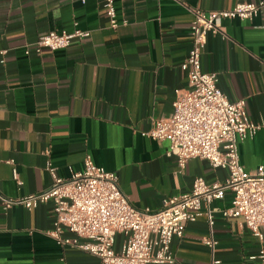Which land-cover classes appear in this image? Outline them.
<instances>
[{
  "label": "crops",
  "instance_id": "1",
  "mask_svg": "<svg viewBox=\"0 0 264 264\" xmlns=\"http://www.w3.org/2000/svg\"><path fill=\"white\" fill-rule=\"evenodd\" d=\"M257 1L116 0L120 24L113 28L104 0H0V194L45 190L52 184L49 161L67 178L84 169L86 155L118 173L139 209H159L165 198L189 193L197 177L225 181L228 170L207 159L191 158L181 167L167 154L169 141L146 132L153 121L172 116L176 90L188 88L181 65L193 43L189 7L219 10ZM75 28L90 36L36 51L40 35ZM222 28L208 35L202 70L216 72L229 99H246L250 118L264 123V12L251 20L224 19ZM239 154L250 172L264 166V127L239 144ZM232 198L228 191L212 202V227L204 204L184 235L173 238L175 264H252L249 257L264 247V238L242 218L222 214ZM55 219L51 202L5 208L0 197V264H102L60 245L50 234ZM211 233L214 251L204 243ZM124 239L117 235V251Z\"/></svg>",
  "mask_w": 264,
  "mask_h": 264
},
{
  "label": "built area",
  "instance_id": "2",
  "mask_svg": "<svg viewBox=\"0 0 264 264\" xmlns=\"http://www.w3.org/2000/svg\"><path fill=\"white\" fill-rule=\"evenodd\" d=\"M104 7L111 26L116 28L120 24L116 0H104ZM189 9L193 14V43L181 65L188 73V88L176 90L172 116L153 121L146 134L158 141L168 140L167 154L176 156L181 167L191 158L207 159L213 168L228 170L227 179L208 183L197 177L189 193L165 198L159 209H139L121 189L118 173L97 165L91 155H86L84 169L67 178L60 176L49 161L46 170L52 177L50 187L19 197L0 194L5 208L20 204L34 209L51 202L56 219L50 234L60 245L97 256L102 264H175L173 238L184 235L187 224L199 217L204 204L212 227L217 209L211 204L228 191L233 198L222 214L242 218L260 240L264 238V166L250 172L239 154V144L253 138L264 123L253 121L246 99L230 100L219 86L217 73L205 72L201 66L208 35L222 32V20H251L264 12V0L239 2L229 9ZM88 36L90 31L80 28L51 30L38 37L35 48L39 53L43 49L55 51ZM13 174L21 185L16 169ZM67 232L71 235L66 236ZM118 234L125 236L119 251L115 249ZM204 243L214 251L218 242L211 233ZM249 259L252 264H264V247Z\"/></svg>",
  "mask_w": 264,
  "mask_h": 264
}]
</instances>
